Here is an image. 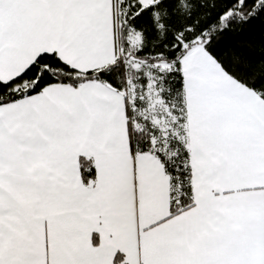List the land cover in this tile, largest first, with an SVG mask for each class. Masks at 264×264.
<instances>
[{
  "label": "snow or ice",
  "instance_id": "snow-or-ice-1",
  "mask_svg": "<svg viewBox=\"0 0 264 264\" xmlns=\"http://www.w3.org/2000/svg\"><path fill=\"white\" fill-rule=\"evenodd\" d=\"M0 264H264V0H0Z\"/></svg>",
  "mask_w": 264,
  "mask_h": 264
}]
</instances>
